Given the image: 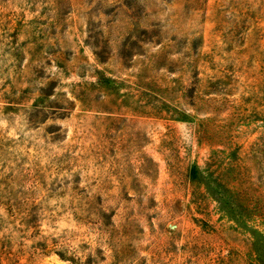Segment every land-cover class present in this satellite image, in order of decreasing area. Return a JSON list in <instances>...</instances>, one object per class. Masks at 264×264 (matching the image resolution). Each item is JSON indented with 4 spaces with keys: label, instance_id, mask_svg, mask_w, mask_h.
<instances>
[{
    "label": "rangeland",
    "instance_id": "374dc122",
    "mask_svg": "<svg viewBox=\"0 0 264 264\" xmlns=\"http://www.w3.org/2000/svg\"><path fill=\"white\" fill-rule=\"evenodd\" d=\"M0 264H264V0H0Z\"/></svg>",
    "mask_w": 264,
    "mask_h": 264
}]
</instances>
